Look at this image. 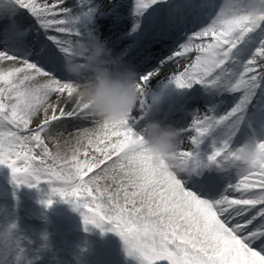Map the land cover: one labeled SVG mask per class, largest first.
Returning a JSON list of instances; mask_svg holds the SVG:
<instances>
[{
	"label": "snow or ice",
	"instance_id": "1",
	"mask_svg": "<svg viewBox=\"0 0 264 264\" xmlns=\"http://www.w3.org/2000/svg\"><path fill=\"white\" fill-rule=\"evenodd\" d=\"M66 3L0 0V166L10 170L11 182L46 185V207L59 197L79 212L85 231L107 225L138 264H264V139L257 138L264 132V0H176L170 22L202 13L208 23L151 70H131L135 107L125 119L103 123L77 98L82 77L64 67L66 57L82 60L77 50L98 41L91 23L97 9L92 0H80L77 10ZM159 3L135 0L131 31ZM20 10L32 23H22ZM190 53L195 57L183 70L163 75ZM101 63L130 70L111 54ZM162 76L177 89L199 87L213 100L212 107L191 113L190 125L175 127L182 170L152 156L140 135L152 111L150 87ZM245 126L252 129L249 138L233 147ZM186 134L189 150L182 149ZM60 135L73 136L66 150L56 142ZM205 142L210 152L201 160ZM211 164L234 169L235 180L208 200L186 190L179 177ZM15 227L0 229V264H22Z\"/></svg>",
	"mask_w": 264,
	"mask_h": 264
},
{
	"label": "bare ground",
	"instance_id": "2",
	"mask_svg": "<svg viewBox=\"0 0 264 264\" xmlns=\"http://www.w3.org/2000/svg\"><path fill=\"white\" fill-rule=\"evenodd\" d=\"M38 2L51 5L56 3L57 0H38ZM79 2L80 0H67L66 6L75 3L78 6ZM101 2L102 0H92V6L95 7L97 11L93 14L91 23L97 33L99 41V29L106 28L111 23L109 21L100 23V21L106 20V13L109 12V10H115L118 6L121 10H128V12L130 10L133 11L135 0H110L111 6L108 11L101 8ZM175 2L176 0H160L159 4L153 5L144 12L143 16L139 17V21L141 22L139 26L140 31L130 34L119 44L110 46L108 48L110 52L114 49L122 48L112 56L122 58L128 64L130 70L138 74L147 72L154 68L160 59L168 55L177 45L182 43L189 34L199 30L208 23L209 17L202 13H186L182 20L170 22L168 10ZM73 9L77 10V7H73ZM19 19L24 25L32 23L31 18H29L23 10H20ZM135 21H137V17L131 16L123 19L122 22L125 28H128L133 26ZM151 31H153V33L148 35L147 32L150 33ZM194 57L189 61L188 59L182 58L179 63L169 65L164 69L165 73H163V75L169 74L172 69L183 70ZM152 64L154 65L152 66ZM166 81L167 80L162 76L161 80L154 82L150 87L151 94L149 95V99L152 107L150 120H158L163 124H170L174 127H185L186 125H190L191 113L194 110L204 109V104H209L211 107L213 106V100L201 88L177 89L174 84H167ZM154 91L168 92L159 98L154 96L152 93ZM154 97H157V99H154ZM162 99L165 100L162 101ZM92 126L91 124H84V127ZM251 131L252 129L246 126L243 127L233 138V147H238L245 143ZM257 138L264 139V132H258ZM56 142L62 146V150H66V142L68 144L72 143L73 136L60 135L57 137ZM45 143L48 144L52 152L57 151L51 140L46 138ZM191 147L190 137L186 134L183 137L182 148L189 150ZM201 150L205 151V153L210 152L207 142L202 145ZM88 151L90 155H96L91 149ZM37 153H39V149H37ZM200 159L206 160L201 152ZM179 178L182 180L186 190L192 191L200 198L213 200L218 198L229 182L235 180V170H221L217 166H208L199 168L190 175H181ZM2 182H5V180L2 179L0 181V229L7 226L6 220L17 218L14 232L22 238L21 244L24 248L22 264H96V262H98L96 259L83 255V253L81 254L67 242H56L53 233L48 236L43 235L41 230L46 226L45 223L40 219L30 216L29 211H31V206L29 207L26 201L22 200L18 195H14L8 191L6 185L9 183L3 185ZM229 195L234 196L236 194L229 193ZM26 215H28L29 218L25 217ZM79 228L85 230V226L81 223ZM75 234L76 233L72 236ZM114 236L115 237H112V241L115 245V253L122 255L125 260L130 263L138 264L134 258L126 255L120 237L117 234H114ZM99 249L101 251L100 255L115 262L114 260L117 257L113 252H106L108 249L104 246L99 247ZM99 263L102 264L101 262Z\"/></svg>",
	"mask_w": 264,
	"mask_h": 264
},
{
	"label": "clouds",
	"instance_id": "3",
	"mask_svg": "<svg viewBox=\"0 0 264 264\" xmlns=\"http://www.w3.org/2000/svg\"><path fill=\"white\" fill-rule=\"evenodd\" d=\"M80 59L66 57L65 70L82 79L77 80V98L87 105L88 114L101 123L119 122L125 119L135 107L138 88L135 73L112 71L101 61L110 56L105 42L97 41L77 50ZM144 138V148L157 160H163L170 168L182 170L177 150L178 130L158 120H148L140 130Z\"/></svg>",
	"mask_w": 264,
	"mask_h": 264
},
{
	"label": "rangeland",
	"instance_id": "4",
	"mask_svg": "<svg viewBox=\"0 0 264 264\" xmlns=\"http://www.w3.org/2000/svg\"><path fill=\"white\" fill-rule=\"evenodd\" d=\"M110 6V0H104L101 3V7L104 10L108 11ZM68 7H77V4L75 3L69 5ZM105 16L106 21H109L111 23L108 27L99 29L98 32L100 35V40L105 42L107 48L119 44L130 34L139 31V27L135 32H133L131 31L133 26L125 28V25H123V19L134 16L132 10L128 12V10H121V8H119L118 6L115 10H109V12H107ZM103 22L105 21L102 20L101 23ZM140 25L141 22L139 21V26ZM194 56L195 53H190L187 58L188 61ZM166 83L171 84L168 81H166ZM166 92L168 91H154L152 93L154 94V96L160 98ZM157 97H154V99H157ZM182 149L185 150L184 148ZM84 158V156L80 157V159ZM2 179L5 180V182H2L3 185L9 183L8 185H6L8 191H10L14 195H18L20 198H22V200L26 201V204L29 205V207L31 206L29 215L40 219L45 223L46 226L41 230V233H43V235L48 236L53 233L56 242H67L81 254L83 253V255L98 260L96 264H100L99 262H101L102 264H134L125 260L122 255H118L117 253H115V245L112 241V237H115V233L108 231L107 225L105 226L104 230L95 228L91 225L88 226L87 231L80 229L79 225L80 223H83L79 212L73 210V206L70 203L61 200L59 197H53V203L51 204V206L46 207L42 203V201L46 199V193L48 192V188L46 185L42 184L38 188H30L26 185H20L19 187H17L11 182L10 170L4 166H0V181ZM25 217L29 218L28 215H26ZM16 221L17 218H10L6 220V225L15 223ZM74 233L76 234L72 236ZM102 246L108 249V251L106 252L114 253V255L117 257L114 260L115 262H113L111 259H107L103 255H100L101 251L99 247Z\"/></svg>",
	"mask_w": 264,
	"mask_h": 264
}]
</instances>
